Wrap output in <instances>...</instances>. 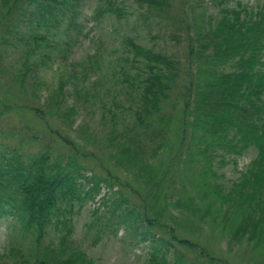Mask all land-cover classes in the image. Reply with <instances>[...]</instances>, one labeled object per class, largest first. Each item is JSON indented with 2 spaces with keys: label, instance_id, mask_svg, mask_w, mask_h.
<instances>
[{
  "label": "trees",
  "instance_id": "trees-1",
  "mask_svg": "<svg viewBox=\"0 0 264 264\" xmlns=\"http://www.w3.org/2000/svg\"><path fill=\"white\" fill-rule=\"evenodd\" d=\"M227 1L191 0L176 33L165 23L178 22L173 0H135L149 40L123 35L109 72L101 42L71 62L43 107H23L44 121L42 137L0 127V222L15 219L29 247L45 250L18 263L8 259H20V245L11 246L6 264H94L70 246L75 204L94 202V214L151 242L148 264H233L200 240L206 232L239 260L264 264V0ZM94 11L97 20L129 12L115 0ZM83 15V0H0L2 46L21 51L20 91L40 66L71 61ZM250 149L251 163L226 181L221 170Z\"/></svg>",
  "mask_w": 264,
  "mask_h": 264
},
{
  "label": "rangeland",
  "instance_id": "rangeland-1",
  "mask_svg": "<svg viewBox=\"0 0 264 264\" xmlns=\"http://www.w3.org/2000/svg\"><path fill=\"white\" fill-rule=\"evenodd\" d=\"M190 1L191 0H173L171 6L173 10L171 11L170 18H172L173 21L178 20V22L169 23L164 20L167 25H172L176 33L182 32L179 22L181 19L180 17L184 7H186V9L191 7L189 5ZM238 1H241L245 6L255 8L261 0H228L227 4L233 8V6L237 5L236 3ZM115 2L120 7H127L129 12L126 13L125 19L118 20L111 15H105L99 20L94 19V10L99 0H83L84 15L79 23L83 35L78 46H74L69 51V59L71 61L65 64L62 62L56 63L55 60L40 66L38 70L31 75V78L28 79L25 93L20 91L17 84L12 81L14 77L13 74L16 72L14 70L15 65L17 61L21 60V58H19L21 51L16 49H12L10 52L6 51L8 47L5 44L2 46V44L8 34V32H6L8 27L0 26V111L4 110V105L11 106L15 104L10 112L6 111L3 114V117L0 119V127L6 128L8 126L17 125L24 129L25 132L34 133L42 137L45 128L44 121L38 116L35 117L28 110H24L23 107L25 105L43 107L50 94L58 91V85L64 80L63 78L65 75L68 74V66L71 65V62L75 61V59L79 60L86 58L88 54L95 52L100 45L99 42H101V53L108 58L104 64V69L109 72L107 69L110 67L106 68V65L111 63L110 57L116 55L115 45L118 44L123 35H135L143 41L150 39L147 28H151V23H146L143 19H139L140 21L138 22L136 12L132 9V3H135V0H115ZM210 12L213 13L214 9L211 8ZM156 32L157 31H153L154 34ZM184 37V34L183 38L181 35L179 36V40L181 41L180 46L182 48H184L186 44ZM91 78L94 80L96 76L93 74ZM53 124L58 123L53 121ZM71 134H73V136L76 135L73 131H71ZM255 155L256 151L250 149L236 159L238 160L237 164L233 162L228 163V165L221 170V172L225 174L226 181L237 179L240 173L251 163ZM88 165L94 169L98 168L95 167V164L92 162ZM106 166L113 168L109 165ZM99 197H101V195L98 196V198ZM134 200L138 202L137 198H134ZM97 205L98 204L95 202L88 203L83 208H80L78 203L75 204L72 216L75 226L71 234L72 236L70 237V246L77 247L76 249L84 251L86 253L84 256H88L89 259H92L94 264H148V259L151 254V242L142 240L137 232H134L132 229H127L125 225L119 224L115 218L107 222L105 215H108V213L103 209L100 210V213L94 214L93 210L98 207ZM20 227L21 226L16 220L11 217L1 220L0 264H6V260L2 259L1 256L7 253L9 249L11 250V246L20 245L21 257L19 259L15 255H10V259L8 260L12 262L16 260L18 263H21L23 257L30 260L42 256L45 251L43 250V246L49 244L50 240L57 238V235L53 232L43 241L42 249L29 247L28 241H26L24 237L19 236L20 234L18 231ZM206 236H209L208 232L202 235L200 240H205L204 243L216 256L227 257L233 264H247V262L234 257L233 254L227 253V243L222 238L207 239ZM67 252L70 254L69 250H67ZM77 262L78 260L76 263Z\"/></svg>",
  "mask_w": 264,
  "mask_h": 264
}]
</instances>
